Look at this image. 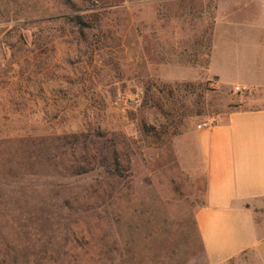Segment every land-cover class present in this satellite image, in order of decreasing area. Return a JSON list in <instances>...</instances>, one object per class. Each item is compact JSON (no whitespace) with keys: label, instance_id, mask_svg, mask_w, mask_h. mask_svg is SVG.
I'll use <instances>...</instances> for the list:
<instances>
[{"label":"rangeland","instance_id":"obj_1","mask_svg":"<svg viewBox=\"0 0 264 264\" xmlns=\"http://www.w3.org/2000/svg\"><path fill=\"white\" fill-rule=\"evenodd\" d=\"M192 10L0 0V264H210L195 134L262 94L206 76L209 16Z\"/></svg>","mask_w":264,"mask_h":264},{"label":"crops","instance_id":"obj_2","mask_svg":"<svg viewBox=\"0 0 264 264\" xmlns=\"http://www.w3.org/2000/svg\"><path fill=\"white\" fill-rule=\"evenodd\" d=\"M158 1L191 2V14L209 16L208 78L220 87L262 94L252 106L220 113L214 123L196 131L205 191L195 221L210 264H264V0L146 3ZM173 12L185 15L179 6L169 14ZM173 69L198 73L191 65H169L163 76L198 77Z\"/></svg>","mask_w":264,"mask_h":264},{"label":"trees","instance_id":"obj_3","mask_svg":"<svg viewBox=\"0 0 264 264\" xmlns=\"http://www.w3.org/2000/svg\"><path fill=\"white\" fill-rule=\"evenodd\" d=\"M73 18L68 19V23L72 26L77 27V31L81 32V29L85 26V23L83 22L82 16L75 15L72 16Z\"/></svg>","mask_w":264,"mask_h":264},{"label":"built area","instance_id":"obj_4","mask_svg":"<svg viewBox=\"0 0 264 264\" xmlns=\"http://www.w3.org/2000/svg\"><path fill=\"white\" fill-rule=\"evenodd\" d=\"M117 99H118L119 101H125L126 96H125V94H120V95L117 97ZM209 125H210V124H209L208 122H205V123L201 124L200 127H201V128H206V127H208Z\"/></svg>","mask_w":264,"mask_h":264}]
</instances>
